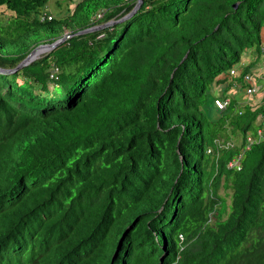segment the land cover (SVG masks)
<instances>
[{
  "label": "trees",
  "instance_id": "16d2710c",
  "mask_svg": "<svg viewBox=\"0 0 264 264\" xmlns=\"http://www.w3.org/2000/svg\"><path fill=\"white\" fill-rule=\"evenodd\" d=\"M50 1L0 0V264H264V0Z\"/></svg>",
  "mask_w": 264,
  "mask_h": 264
},
{
  "label": "water",
  "instance_id": "95a60500",
  "mask_svg": "<svg viewBox=\"0 0 264 264\" xmlns=\"http://www.w3.org/2000/svg\"><path fill=\"white\" fill-rule=\"evenodd\" d=\"M143 2H144V0H140V2L138 3L137 7L132 11V13H130V14H129L128 16H126L125 18L121 19L120 21H116V22L108 23V24H106V25H104V26H102V27H100V28H98V29H101V28L104 29V28H107V27L113 26V25L117 24L118 22H124V21L130 19L133 15H135V14L140 10V8L142 7ZM96 30H97V29H96ZM61 42H62V41H61ZM59 43H60V42L55 43V44L50 45V46H45V47H40V48H38V49H35V50H34V51L28 56V58H27L25 61H23V62L19 65L18 69H20V68L26 66L27 64H29L30 62L34 61L35 58H37V56H38L41 52L51 51L52 49L56 48V47L58 46ZM40 49H44V50L39 51ZM38 51H39V52H38ZM0 72H1V73H7L6 70H2V69H0Z\"/></svg>",
  "mask_w": 264,
  "mask_h": 264
},
{
  "label": "rangeland",
  "instance_id": "374dc122",
  "mask_svg": "<svg viewBox=\"0 0 264 264\" xmlns=\"http://www.w3.org/2000/svg\"><path fill=\"white\" fill-rule=\"evenodd\" d=\"M56 1L57 0H51L47 8H48L49 12L55 14L56 16L58 15V16L61 17L63 11L57 7V2ZM67 4L69 5L70 8H72L71 3L66 2V5ZM65 7L68 8L67 6H65ZM42 54H44V53H40V55L37 56V58L42 56ZM262 65H264V55L262 57ZM258 96H259V93L256 92V94L253 97L257 98ZM223 195L227 198L228 203L230 204L231 201H232V191H228V190L223 189Z\"/></svg>",
  "mask_w": 264,
  "mask_h": 264
},
{
  "label": "built area",
  "instance_id": "2783aa9c",
  "mask_svg": "<svg viewBox=\"0 0 264 264\" xmlns=\"http://www.w3.org/2000/svg\"><path fill=\"white\" fill-rule=\"evenodd\" d=\"M232 73L235 74V71H233ZM247 79H250V77H247ZM255 90H256L255 88L250 87L249 90H248V92H249L250 94H252ZM226 104H227V103H226ZM218 105H219L220 107H222V108L226 107L225 103H223V102H221V101L218 102ZM236 165L238 166V163H237V162H232V163H231V166H232V167H235Z\"/></svg>",
  "mask_w": 264,
  "mask_h": 264
},
{
  "label": "clouds",
  "instance_id": "9594fccd",
  "mask_svg": "<svg viewBox=\"0 0 264 264\" xmlns=\"http://www.w3.org/2000/svg\"><path fill=\"white\" fill-rule=\"evenodd\" d=\"M42 50H43V49H40L39 51H42ZM39 51H38V52H39ZM46 52H47V51H46ZM41 53H45V52H41ZM39 55H40V54H39ZM39 55H38V56H39ZM27 58H28V57H27ZM27 58H26V59H27ZM38 58H39V57H38ZM38 58H36V59H38ZM26 59H25V60H26ZM36 59H35V60H36ZM25 60H24V61H25ZM22 62H23V61H22ZM22 62H21V63H22ZM32 62H33V61H32ZM21 63H20V64H21ZM30 63H31V62H30ZM30 63H29V64H30ZM20 64H19V65H20ZM19 65H18V67H19ZM27 65H28V64H27ZM18 67L16 68V70L18 69ZM24 67H25V66H24ZM22 68H23V67H22ZM22 68H20V69H22ZM0 69H1V68H0ZM20 69H18V70H20ZM2 70H6V71H7V74L12 72V71L9 70V69H2ZM258 90H259V89L256 88V90H255L254 92H256V91H258ZM235 167L242 168L241 164H239V163H238V166L236 165Z\"/></svg>",
  "mask_w": 264,
  "mask_h": 264
},
{
  "label": "crops",
  "instance_id": "0c3cea01",
  "mask_svg": "<svg viewBox=\"0 0 264 264\" xmlns=\"http://www.w3.org/2000/svg\"><path fill=\"white\" fill-rule=\"evenodd\" d=\"M258 83V84H257ZM257 88L260 90L261 88L264 89V79L260 81V83L256 80Z\"/></svg>",
  "mask_w": 264,
  "mask_h": 264
}]
</instances>
